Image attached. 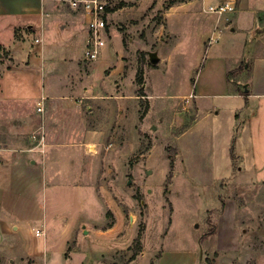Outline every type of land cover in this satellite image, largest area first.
Here are the masks:
<instances>
[{
  "label": "rangeland",
  "instance_id": "374dc122",
  "mask_svg": "<svg viewBox=\"0 0 264 264\" xmlns=\"http://www.w3.org/2000/svg\"><path fill=\"white\" fill-rule=\"evenodd\" d=\"M168 1L123 0L113 17L112 50L99 70L82 58L80 30L73 39L80 74L74 75L72 62L55 65L59 73L11 84L6 93L18 96L0 99L5 118L35 96L65 93L69 77L76 79L73 86L83 82L91 89L87 77L96 83L88 93L96 98L86 97L85 88L67 99L85 118L91 108L103 120L101 130L88 133L97 137L92 147L73 144L68 135L58 144L46 143L43 154L27 150L39 156L45 236L37 238L40 245L45 240L44 264H205L215 252V264H264V102L252 122L255 141L247 144L254 157L240 163L226 143L222 120L242 98L200 94L220 91L214 54L226 37L221 31L207 44L214 15L202 12L195 0L171 7ZM189 1L190 8L180 6ZM248 2L250 9L264 8V0ZM245 33L251 42L246 62L264 53V33L256 40L252 29ZM28 35L33 40L34 33ZM56 53L58 62L65 51ZM249 77L245 70L233 76L246 84ZM48 102L43 98L44 107ZM119 106L124 113H114ZM34 130L25 136L29 148ZM3 134L0 129V150ZM86 148L96 155H85ZM0 264L41 261L0 255Z\"/></svg>",
  "mask_w": 264,
  "mask_h": 264
},
{
  "label": "crops",
  "instance_id": "0c3cea01",
  "mask_svg": "<svg viewBox=\"0 0 264 264\" xmlns=\"http://www.w3.org/2000/svg\"><path fill=\"white\" fill-rule=\"evenodd\" d=\"M192 3L193 1L183 2L180 6L190 8ZM254 9H250L248 0H236V11L230 15V22L227 26L222 24V33L227 42L223 48L217 47L218 51L221 50L220 53L216 54L218 52L216 51L214 54L219 77L222 79L220 91L200 92L201 95L206 96L223 95L221 97L229 99L242 98V103L239 102L237 106L227 111L228 113L223 116L224 120H222L226 143L230 141L237 161L240 163L245 161V157L250 159L254 157V151L247 144L255 141L251 134L253 132L252 122L260 113V106L264 102V53L253 57L247 84L241 83L248 89V94L245 96L229 91L227 71L240 64L245 49L251 43L248 41L245 30L252 29L256 32L257 34L253 36L255 40L258 39L260 32L264 33V8ZM215 19L214 16L211 27ZM80 30H82L84 49L86 37L84 19L78 12L63 4L61 0H0V35H6L5 39H0V99L18 96L6 93L11 84L25 83L26 80L32 81V78L34 80L43 79L45 73H59L55 65L64 66L72 62L75 67L74 75L80 74V57L75 54L73 44L74 36ZM30 31L34 33V38L28 41L26 36H29ZM45 35H49L50 40L47 39L43 44ZM110 35L112 39V30ZM36 38L37 42L34 41ZM204 39L205 37L202 41ZM109 43L98 58L99 60L97 59L98 62H93L95 69L99 70L107 62L106 58L112 50L111 41ZM57 50L65 51L58 62L53 58L57 56ZM232 59L235 60L232 65L234 67H229L228 62ZM75 80L69 77L67 84L69 90L65 93L50 91L48 95H41V98L46 97L50 100L47 106L43 105V112L33 110L34 103L37 104L41 99L36 96L27 104V108H17L8 115L3 112L5 118L2 117L0 109L2 120L0 123L2 122L3 126L5 124L4 128L0 127L4 132V146L0 150L1 256L9 259L27 258L38 263L41 261V264H44L45 240L43 238L40 245L37 238L39 236L34 233L35 228L44 227L43 218L39 216L38 202L39 156L32 157L31 154H27L31 145L25 140L26 134L41 125L45 131V142L49 146L58 144L61 137L66 138L69 135V140H73L70 141L71 143L92 147L97 137H91V135L88 137V133L101 130L102 119L97 118L91 108L87 112L89 115L87 119L80 107L70 106L67 100L72 96L82 95L85 88H87L84 92L86 97L96 98V96H88L96 83L92 84L91 77H87L85 82L91 85L89 89L90 87L84 86L83 82L73 86L72 82ZM193 93L195 97V90ZM103 96L107 99L110 95ZM117 109L123 112L122 107L119 106L115 108L114 113H117ZM220 110L216 115H221ZM208 113L210 112L206 111V114ZM234 140L239 141V145L236 142L233 145ZM84 150L85 155H96L94 152L88 154L87 148ZM26 228H28V235L25 233ZM58 253L64 258L65 252L62 244Z\"/></svg>",
  "mask_w": 264,
  "mask_h": 264
},
{
  "label": "built area",
  "instance_id": "2783aa9c",
  "mask_svg": "<svg viewBox=\"0 0 264 264\" xmlns=\"http://www.w3.org/2000/svg\"><path fill=\"white\" fill-rule=\"evenodd\" d=\"M123 0H61V2L72 10L82 14L86 27V37L84 42L83 60L93 62L103 53L105 47L109 45L114 16L122 10ZM204 13L213 14L216 19L212 26L211 33L207 38V44L219 37L223 27L230 22V15L236 11L235 0H222L213 2L211 0H195ZM35 42L38 39H34ZM37 111L43 112V98L37 102ZM30 139L34 144L28 148L30 151L43 154L45 142V132L40 125L31 134ZM36 236H45L44 227L34 229Z\"/></svg>",
  "mask_w": 264,
  "mask_h": 264
},
{
  "label": "trees",
  "instance_id": "16d2710c",
  "mask_svg": "<svg viewBox=\"0 0 264 264\" xmlns=\"http://www.w3.org/2000/svg\"><path fill=\"white\" fill-rule=\"evenodd\" d=\"M181 0H169L167 7H171L172 5H174L177 2H180ZM121 5H124V2H121ZM16 34V33H15ZM152 66H155V64H151ZM251 65H252V61H244L241 59L240 64L231 70L227 71V83L229 86V91L233 94H241L243 96L248 94V89L247 87H245L243 84L238 82V79L235 80V78H233V76L240 74L243 70L250 72L251 70ZM108 227H111V225H109ZM217 255V252H215L213 254L212 257H209L206 259L205 264H215V257Z\"/></svg>",
  "mask_w": 264,
  "mask_h": 264
},
{
  "label": "water",
  "instance_id": "95a60500",
  "mask_svg": "<svg viewBox=\"0 0 264 264\" xmlns=\"http://www.w3.org/2000/svg\"><path fill=\"white\" fill-rule=\"evenodd\" d=\"M150 61L153 62V63L156 62L157 61V57L151 55L150 56Z\"/></svg>",
  "mask_w": 264,
  "mask_h": 264
},
{
  "label": "bare ground",
  "instance_id": "6f19581e",
  "mask_svg": "<svg viewBox=\"0 0 264 264\" xmlns=\"http://www.w3.org/2000/svg\"><path fill=\"white\" fill-rule=\"evenodd\" d=\"M92 150V149H91Z\"/></svg>",
  "mask_w": 264,
  "mask_h": 264
}]
</instances>
